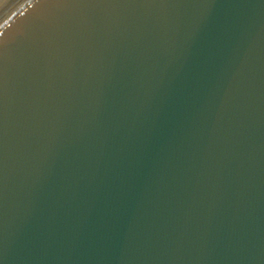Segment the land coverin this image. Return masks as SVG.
I'll return each mask as SVG.
<instances>
[{
	"label": "water",
	"instance_id": "water-1",
	"mask_svg": "<svg viewBox=\"0 0 264 264\" xmlns=\"http://www.w3.org/2000/svg\"><path fill=\"white\" fill-rule=\"evenodd\" d=\"M0 264H264V0H0Z\"/></svg>",
	"mask_w": 264,
	"mask_h": 264
}]
</instances>
